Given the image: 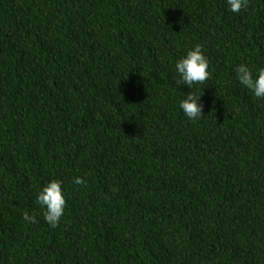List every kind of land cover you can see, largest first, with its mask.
I'll list each match as a JSON object with an SVG mask.
<instances>
[{
  "label": "trees",
  "instance_id": "1",
  "mask_svg": "<svg viewBox=\"0 0 264 264\" xmlns=\"http://www.w3.org/2000/svg\"><path fill=\"white\" fill-rule=\"evenodd\" d=\"M196 43L189 122L173 64ZM240 63L264 66V0H0V264H264V100Z\"/></svg>",
  "mask_w": 264,
  "mask_h": 264
},
{
  "label": "clouds",
  "instance_id": "2",
  "mask_svg": "<svg viewBox=\"0 0 264 264\" xmlns=\"http://www.w3.org/2000/svg\"><path fill=\"white\" fill-rule=\"evenodd\" d=\"M225 4L228 11L239 13L242 9L248 8L249 0H225ZM209 65L210 60L199 43L186 48L173 64V71L176 75L175 85L177 88L186 86L189 89L183 92L178 104L183 116L189 122H196L203 117V91H197L195 86L210 79ZM232 71L235 80L247 89L255 100H264V66L253 68L247 63H240ZM72 182L82 185L85 180L76 176ZM66 199L67 192L60 179L49 180L37 191L35 202L40 207L43 220L49 227L58 226L65 212ZM23 218L25 221L36 222L35 214L30 215L27 211L23 213Z\"/></svg>",
  "mask_w": 264,
  "mask_h": 264
}]
</instances>
